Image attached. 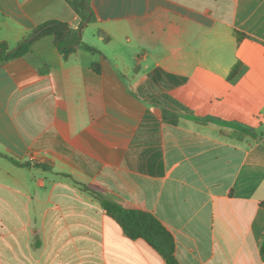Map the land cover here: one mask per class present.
Here are the masks:
<instances>
[{
    "label": "crops",
    "instance_id": "0c3cea01",
    "mask_svg": "<svg viewBox=\"0 0 264 264\" xmlns=\"http://www.w3.org/2000/svg\"><path fill=\"white\" fill-rule=\"evenodd\" d=\"M89 3L96 53L0 62V264H166L80 185L153 215L179 264H264V0ZM49 21L81 22L0 0L10 48Z\"/></svg>",
    "mask_w": 264,
    "mask_h": 264
},
{
    "label": "trees",
    "instance_id": "16d2710c",
    "mask_svg": "<svg viewBox=\"0 0 264 264\" xmlns=\"http://www.w3.org/2000/svg\"><path fill=\"white\" fill-rule=\"evenodd\" d=\"M72 5L81 21L78 29L74 30L67 24L58 21L46 22L34 29L27 39L14 48H10L6 42H0V62L25 56L30 52L34 42L46 36L54 39V44L64 59H67L78 49L96 53L93 48L84 45L81 38L82 29L93 21V12L89 0H72ZM237 36L239 40L242 39V35L237 33ZM239 72L240 64L238 63L233 67L229 80L233 81ZM10 161L17 166L25 167V165ZM80 186L100 201L103 210L120 227L128 239H142L164 259L166 264H179L174 256L175 243L172 235L153 215L144 211L125 208L115 202L101 198L86 186ZM260 254L264 259V243L260 247Z\"/></svg>",
    "mask_w": 264,
    "mask_h": 264
},
{
    "label": "rangeland",
    "instance_id": "374dc122",
    "mask_svg": "<svg viewBox=\"0 0 264 264\" xmlns=\"http://www.w3.org/2000/svg\"><path fill=\"white\" fill-rule=\"evenodd\" d=\"M226 129H228V128H226ZM229 130V129H228Z\"/></svg>",
    "mask_w": 264,
    "mask_h": 264
}]
</instances>
